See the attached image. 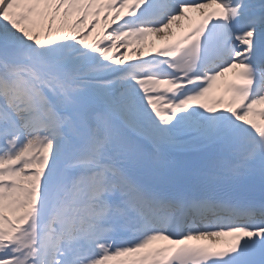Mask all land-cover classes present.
Segmentation results:
<instances>
[{"label":"snow or ice","instance_id":"snow-or-ice-1","mask_svg":"<svg viewBox=\"0 0 264 264\" xmlns=\"http://www.w3.org/2000/svg\"><path fill=\"white\" fill-rule=\"evenodd\" d=\"M0 264H264V0H0Z\"/></svg>","mask_w":264,"mask_h":264}]
</instances>
